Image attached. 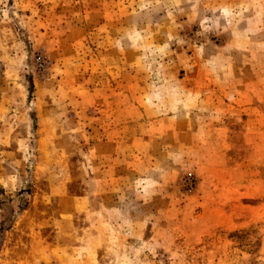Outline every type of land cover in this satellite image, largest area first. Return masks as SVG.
I'll use <instances>...</instances> for the list:
<instances>
[{
	"label": "rangeland",
	"instance_id": "374dc122",
	"mask_svg": "<svg viewBox=\"0 0 264 264\" xmlns=\"http://www.w3.org/2000/svg\"><path fill=\"white\" fill-rule=\"evenodd\" d=\"M0 264H264V0H0Z\"/></svg>",
	"mask_w": 264,
	"mask_h": 264
},
{
	"label": "trees",
	"instance_id": "16d2710c",
	"mask_svg": "<svg viewBox=\"0 0 264 264\" xmlns=\"http://www.w3.org/2000/svg\"><path fill=\"white\" fill-rule=\"evenodd\" d=\"M30 87H32V85L30 84Z\"/></svg>",
	"mask_w": 264,
	"mask_h": 264
}]
</instances>
